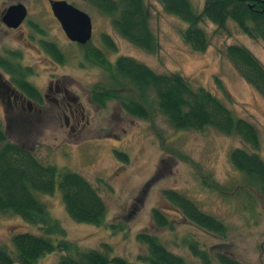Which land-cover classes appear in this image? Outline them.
I'll list each match as a JSON object with an SVG mask.
<instances>
[{
    "label": "rangeland",
    "instance_id": "rangeland-1",
    "mask_svg": "<svg viewBox=\"0 0 264 264\" xmlns=\"http://www.w3.org/2000/svg\"><path fill=\"white\" fill-rule=\"evenodd\" d=\"M39 1L30 2V6ZM144 1L150 14L149 27L159 43L157 54L146 53L118 36L109 18L88 3L65 0L87 13L94 23V38L83 44L86 46L64 45L68 58H80V67L57 69L68 73L58 79L74 90L83 116L76 114L78 119L70 123L76 127L70 129L61 116V107L50 102L43 101L40 111L21 115H3L0 108V122L8 140L33 152L40 161L81 174L98 191L107 207L106 219L100 226L73 220L58 190L51 195L37 194L50 215L65 229L67 238L81 249H104L106 244L110 255L123 256L133 264H147L137 259L145 253V248L136 238L137 233L147 231L157 235L167 248L190 264H205L190 250V243L195 241L211 254L209 264H217L213 251L224 252L243 264H264V191L246 184L243 174L229 160L230 150L243 146L240 139L214 128L176 130L158 112L149 120L132 117L116 100L99 105L92 90L97 83L108 84V71L86 57L89 48L101 51L109 61L131 56L157 72H177L211 90L235 116L255 124L260 138L258 153L264 160V97L246 82L224 54L228 46H242L264 67V44L247 37L231 21L219 29L204 20L201 27L206 32L208 46L203 52L193 51L181 37L186 24L168 14L158 1ZM190 2L198 12L205 4V0ZM42 3L45 6V0ZM39 10H31L28 20H34L38 30L43 29L49 38L56 37L62 44L63 31L58 22L48 11ZM102 32L112 36L117 52L105 49L99 39ZM36 33L27 26L21 30L30 40ZM4 37L0 32L2 44L24 52L23 61L35 62V54H29L31 51H26L16 38ZM45 75L38 85L45 81ZM116 151L123 152L128 160L118 158ZM165 190H175L222 220L226 225L224 237L198 228L175 212L174 205L164 197ZM153 208L161 210L173 228L157 226L152 219ZM25 231L38 233L40 229L18 215L0 213V245L7 246L12 254L11 235ZM61 255L60 251L47 253L36 264H52Z\"/></svg>",
    "mask_w": 264,
    "mask_h": 264
},
{
    "label": "trees",
    "instance_id": "trees-1",
    "mask_svg": "<svg viewBox=\"0 0 264 264\" xmlns=\"http://www.w3.org/2000/svg\"><path fill=\"white\" fill-rule=\"evenodd\" d=\"M110 20L112 30L134 47L157 54L159 43L149 27V9L144 0H82ZM164 10L186 24L183 41L196 52L208 46L204 20L219 29L228 21L253 40L264 44V0H205L198 12L190 0H156ZM108 52H117L111 35L102 36ZM225 56L237 72L264 97V67L246 48L228 46ZM87 57L101 64L108 73V84L95 85L92 96L99 105L116 100L122 110L132 117L149 120L158 112L176 130L214 128L240 139L243 146L229 152L233 167L243 174L245 183L264 191V160L259 155L260 138L255 124L233 114L228 105L214 92L193 83L177 72H157L147 64L131 57L118 56L109 61L103 53L87 51ZM105 70V71H106ZM118 86L120 88H118ZM118 158L128 160L123 152ZM59 191L67 214L75 221L102 225L107 207L94 186L81 174L59 168L36 158L33 152L8 140L0 122V213L18 215L29 224L38 226V233L14 232L11 246L0 245V264H36L41 256L62 252L52 264H133L123 256L110 255L104 249H81L67 238L65 229L53 218L47 205L37 194L51 195ZM174 205L175 212L201 229L224 237L226 225L215 216L201 210L191 199L175 190L163 191ZM152 219L159 227L171 223L159 209H152ZM145 248L137 259L147 264H190L182 255L167 248L163 241L147 231L136 235ZM190 250L203 263L209 264L211 254L197 242ZM108 252V253H107ZM215 253V254H214ZM217 264H243L224 252H214Z\"/></svg>",
    "mask_w": 264,
    "mask_h": 264
},
{
    "label": "flooded vegetation",
    "instance_id": "flooded-vegetation-1",
    "mask_svg": "<svg viewBox=\"0 0 264 264\" xmlns=\"http://www.w3.org/2000/svg\"><path fill=\"white\" fill-rule=\"evenodd\" d=\"M32 1L35 0H4L0 3V32L5 36L4 38H12V40L16 38L18 42L27 48L26 51H31L29 54H35L36 56V60H34L35 62L29 64L23 61L25 58L23 51L18 50V48H15L14 50L9 49L6 47V43L2 44L0 42V108L3 115H7V113L21 115V113L24 112L31 113L40 111L38 108L42 107L43 101L50 102L57 105L58 108L61 107V116L64 117L66 124L70 125V129H74L76 126L70 123L72 120L78 119L76 114L83 116L82 108L79 103V98L74 90L70 89L67 83H63L58 79L61 76H68V73H60L57 69L60 67L65 68L67 66H70L69 68L71 69L80 67L81 61L78 56H73L71 59L68 58L64 51L65 44L73 45L71 46L73 48L76 46H86L87 44L82 45L68 39L61 24L55 18L52 12L51 3L65 0H45V6L42 3V0L36 2L37 4L30 6V2ZM26 2L29 4L27 5ZM18 5L24 7L26 16L17 28H10L4 21L5 15L9 8ZM34 9H40L39 12L48 11V14L55 18L63 31L62 35L64 41L62 44L56 37L54 39L49 38L43 29L38 30V23L34 22V20H28L31 15V10L34 11ZM91 25V38L89 42L94 38L93 31H95L92 20ZM24 26L34 30L35 33L37 32L36 35L31 37L32 41L27 34H21V30ZM102 36L108 37V33L102 32L100 34L99 39L101 42ZM0 40H2V38H0ZM32 42L35 43V45H33ZM89 49L97 51L99 54L102 53L97 49ZM89 49H87V51ZM97 64L102 66L99 63ZM42 72H45L44 74H46L45 81L42 85H38L37 82L44 77V74H41ZM95 85L99 84L97 83ZM76 125H79L78 121L76 122Z\"/></svg>",
    "mask_w": 264,
    "mask_h": 264
},
{
    "label": "water",
    "instance_id": "water-1",
    "mask_svg": "<svg viewBox=\"0 0 264 264\" xmlns=\"http://www.w3.org/2000/svg\"><path fill=\"white\" fill-rule=\"evenodd\" d=\"M52 12L61 24L66 36L73 42L86 44L91 38V20L83 11L65 1L51 3ZM26 16L24 7L18 5L8 9L4 21L10 28H17Z\"/></svg>",
    "mask_w": 264,
    "mask_h": 264
}]
</instances>
